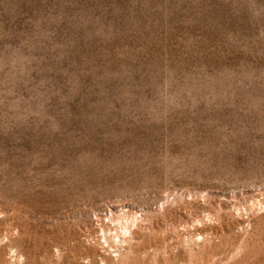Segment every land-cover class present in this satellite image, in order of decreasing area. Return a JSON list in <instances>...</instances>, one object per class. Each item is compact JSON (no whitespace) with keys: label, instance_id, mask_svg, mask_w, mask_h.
Listing matches in <instances>:
<instances>
[{"label":"rangeland","instance_id":"1","mask_svg":"<svg viewBox=\"0 0 264 264\" xmlns=\"http://www.w3.org/2000/svg\"><path fill=\"white\" fill-rule=\"evenodd\" d=\"M0 264H264V0H0Z\"/></svg>","mask_w":264,"mask_h":264},{"label":"bare ground","instance_id":"2","mask_svg":"<svg viewBox=\"0 0 264 264\" xmlns=\"http://www.w3.org/2000/svg\"><path fill=\"white\" fill-rule=\"evenodd\" d=\"M125 211H126V210H125ZM109 212H110V211H109ZM112 212H113V211H112ZM119 212H120V211H119ZM120 213H122V212H120ZM120 213H119V214H120ZM123 213H124V212H123ZM119 214H118V215H119ZM124 214H126V213H124ZM120 215H122V214H120ZM96 216H97V215H96ZM96 216H95V217H96ZM98 217H99V216H98ZM98 217H96V218H98ZM103 217H104V216H103ZM104 218H105V220H107V221H109V222L113 220V219H112V214H111V213L109 214V216L107 217V219H106V217H104ZM118 219H119V218H118ZM133 219H134V218H133ZM135 219H137V218H135ZM112 222H114V220H113ZM122 222H124V221H122ZM114 223H115V222H114ZM116 223H117V221H116ZM116 223H115V224H116ZM112 224H113V223H112ZM121 225H122V224H121ZM123 225H124V224H123ZM124 227H125V228H122V229L120 230V231L122 232L123 237L126 236V235H127V232H128V230H127L128 228H126L127 226H124ZM129 228H130V227H129ZM110 230H111V229H110ZM115 234H116V231H115ZM118 234H119V233H118ZM118 234H116V235H118ZM112 235H113V234H112ZM122 235H121V236H122ZM111 237H112V236H111ZM118 240H119V239H118Z\"/></svg>","mask_w":264,"mask_h":264}]
</instances>
